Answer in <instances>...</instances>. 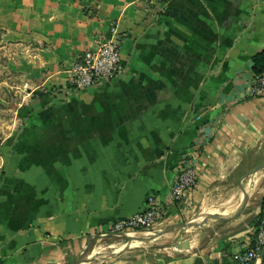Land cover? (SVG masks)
Returning a JSON list of instances; mask_svg holds the SVG:
<instances>
[{
  "label": "crops",
  "instance_id": "0c3cea01",
  "mask_svg": "<svg viewBox=\"0 0 264 264\" xmlns=\"http://www.w3.org/2000/svg\"><path fill=\"white\" fill-rule=\"evenodd\" d=\"M0 29L37 82L0 144V264H233L252 245L264 184L252 197L245 183L264 165V95L247 92L264 53V0H0ZM113 29L123 72L75 89L70 70ZM184 164L197 187L171 202ZM226 187L222 198L243 187L247 203L205 217L191 247L90 257L151 194L163 210L155 230L174 235Z\"/></svg>",
  "mask_w": 264,
  "mask_h": 264
},
{
  "label": "built area",
  "instance_id": "2783aa9c",
  "mask_svg": "<svg viewBox=\"0 0 264 264\" xmlns=\"http://www.w3.org/2000/svg\"><path fill=\"white\" fill-rule=\"evenodd\" d=\"M167 2L168 0H158ZM124 70L116 30H111L109 37L99 38L96 46L84 53L70 70L69 83L75 89H86L100 82L117 78ZM248 95L259 97L264 95V72L254 75L249 87ZM198 184V172L190 164L180 167L176 180L172 186L171 202L182 200L192 194ZM163 216L161 204L155 195L147 199V208L133 217L120 219L111 226L115 235L124 234L133 237L155 230ZM264 256V195L260 206V220L255 231L252 245L243 252L235 253L233 264H257Z\"/></svg>",
  "mask_w": 264,
  "mask_h": 264
},
{
  "label": "rangeland",
  "instance_id": "374dc122",
  "mask_svg": "<svg viewBox=\"0 0 264 264\" xmlns=\"http://www.w3.org/2000/svg\"><path fill=\"white\" fill-rule=\"evenodd\" d=\"M31 65L32 64L30 63L29 55L21 53L19 50L15 49L13 44L6 39L3 31L0 29V144L9 134V132L12 131L13 127L18 125L16 112L19 109V106L22 104L24 97L27 95L28 91L34 89L37 86V82L34 79L36 76V70H34ZM251 182H255V184L260 185L264 183V178L260 175H256L251 179L250 183ZM250 183L246 181L245 189H248V184ZM229 188L231 187H226L221 189L222 191L218 190L217 192L213 193V196H211V204L213 206L218 205L222 196L229 190ZM201 203L202 201H200V203L197 205V212L199 211V206H201ZM177 230L181 231L180 228ZM177 230H173L174 235L168 234L164 236V238L167 240L165 243L154 244V247L145 245L126 249L114 254V256L110 255L112 250L109 249V247L112 244L124 247V245L128 242L126 239L119 237H108L98 241L94 247H99L102 249L104 254H109L110 256L108 255V257H106L107 259L119 258L125 255H137L145 252H172L175 250L170 249L169 246L176 242L178 233ZM150 232L165 234L170 231L167 229L161 231L156 229ZM189 233L184 235L183 239L187 244L185 248H182L183 250L190 246V239L192 238L193 234ZM137 235L139 234H136L133 237H136ZM98 260L102 259H95L94 261Z\"/></svg>",
  "mask_w": 264,
  "mask_h": 264
},
{
  "label": "bare ground",
  "instance_id": "6f19581e",
  "mask_svg": "<svg viewBox=\"0 0 264 264\" xmlns=\"http://www.w3.org/2000/svg\"><path fill=\"white\" fill-rule=\"evenodd\" d=\"M253 178V177H252ZM251 178V179H252ZM250 179V181H251ZM249 181V183H250ZM263 184H260L258 185L257 187H253V186H256L255 182H251L250 183V188H249V191H250V196L252 197H257L263 190ZM248 190V189H247ZM233 198H236V200L238 202H235L233 205L229 206L227 209L224 210V212H222L221 214H225V213H228L233 206L235 205H238L242 203L243 201V193L240 192V190H235V191H231L229 192L228 194H226L223 198H221L220 202L218 203V205H212L211 204V201L209 198H205V200H203V203H201V207H200V210L203 214H207V213H211V214H214V215H218L220 213V211L223 209V206L230 200V199H233ZM214 203V202H213ZM247 207V206H246ZM231 214V213H230ZM226 215H229V214H226ZM226 215H218V216H226ZM211 221L207 218H203L201 220H199L198 222L194 223L193 225L191 226H188V230L187 232L189 233V231H198L200 230L201 228H204V227H209L211 226ZM197 224V226H195ZM190 232V233H191ZM189 233V234H190ZM169 233H165V234H158V233H153V232H146V233H142V234H139L137 235L136 237H141V238H149L150 241L154 244H159V243H165L167 242V240L164 238V236L168 235ZM192 235V234H191ZM188 236V235H187ZM190 237V236H189ZM195 239V238H194ZM193 240V239H192ZM189 241V240H187ZM196 241V240H195ZM198 241V240H197ZM196 241V242H197ZM203 243V242H202ZM127 245L124 247L122 246H116V245H111L109 247V249L112 250V253L110 255H114L118 252H121L123 250H126V249H131V248H134V247H141V246H145L143 243H140V242H127L126 243ZM191 244V243H190ZM201 244V243H200ZM191 247V246H190ZM105 249V248H104ZM172 249V248H171ZM174 249V248H173ZM158 251V250H157ZM167 251V250H166ZM162 252V251H161ZM164 252V251H163ZM165 253H169V252H165ZM171 253V252H170ZM184 253V252H183ZM109 254H104L102 252V249L97 247L95 248L93 251H92V254H91V258L92 259H106V257H108ZM109 255V256H110ZM168 255V254H167ZM173 255V254H172ZM175 256V255H174ZM178 256V255H177ZM100 261V260H99ZM85 264V263H83Z\"/></svg>",
  "mask_w": 264,
  "mask_h": 264
},
{
  "label": "water",
  "instance_id": "95a60500",
  "mask_svg": "<svg viewBox=\"0 0 264 264\" xmlns=\"http://www.w3.org/2000/svg\"><path fill=\"white\" fill-rule=\"evenodd\" d=\"M261 170H264V165H262L260 167H257L256 169H254L250 173V175H248V178H251V176H255L256 173L259 172V171H261ZM241 189H242V193H243V196H244V198H243V204H242V207H243L247 203L248 193H247V191L243 187ZM205 217H207V218H214V219H218V220H225V218H222V217H220L218 215H214V214H206V215H203L201 217V219H203ZM193 224H194V222H190L188 224L182 225L181 235L185 234L187 232V230H188V226H191ZM195 226H197V224ZM112 237H119V238H122V239H126L128 241V243L129 242H135V241H137V242L143 243L144 245H147L149 247H154V243H152L149 238L129 237V236L124 235V234L113 235ZM186 244L187 243L184 241L183 237H180L176 242H174L173 244H171L169 246V248H172V247H174V248H185L186 247ZM126 245L127 244H125V246Z\"/></svg>",
  "mask_w": 264,
  "mask_h": 264
},
{
  "label": "trees",
  "instance_id": "16d2710c",
  "mask_svg": "<svg viewBox=\"0 0 264 264\" xmlns=\"http://www.w3.org/2000/svg\"><path fill=\"white\" fill-rule=\"evenodd\" d=\"M254 71L256 74L264 72V53H261L254 59Z\"/></svg>",
  "mask_w": 264,
  "mask_h": 264
}]
</instances>
